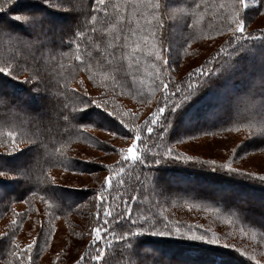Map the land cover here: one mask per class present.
Segmentation results:
<instances>
[{"label":"trees","instance_id":"1","mask_svg":"<svg viewBox=\"0 0 264 264\" xmlns=\"http://www.w3.org/2000/svg\"><path fill=\"white\" fill-rule=\"evenodd\" d=\"M123 2L105 0L108 8L102 10L97 0H78L73 11L57 10L44 0H17L0 12V26L12 34L31 36L27 22L14 18L16 13L23 12L38 16L46 27L55 29L63 37V43L57 41L55 47L39 52L15 47L7 38L0 42V67L19 65L18 71L11 75L0 72V97L7 101V105H0V169L10 173L0 176V264H39L51 248L58 222L74 224L75 218L87 221L88 241L79 255L86 257L83 264H129L127 245L119 239L127 230V223L121 228L110 221L106 227L111 228V232L104 235L102 231L103 238L92 245V229L101 226L106 219L101 217V224H97L101 204L97 195L103 196L104 206L109 210L113 205L127 208L133 220L139 215H154L171 224L173 231L180 228L184 235L143 232L128 238L134 252L151 253L156 264H264V181L227 170L226 173L220 169L210 171L207 166L204 171L190 161L174 160L176 154L187 155L182 145L191 141L189 136L195 140L239 134L241 139L230 152V156L233 150L237 153L233 164L244 161L250 154H264L261 150L264 148V134H261L264 108L253 109L264 98V86L258 85V90L252 86L236 90L237 94L249 98L250 106L237 105L235 110L231 109L235 103L231 97L237 94L227 91L229 87L235 90L241 86L247 76L254 83L264 78V61L258 63V67L244 62L249 53L264 46V26L253 25L255 20L264 18V0H256V5L248 9L244 0L239 6L238 0H127L121 9L125 19L118 20L112 5ZM133 2L138 5L136 9L132 7ZM157 2L161 5L158 11L143 6ZM222 4L225 7L221 8ZM4 7L0 0V11ZM237 12L247 25L245 36L253 39L234 45L232 51L228 43L231 36L228 24ZM69 13L72 20L60 30L58 22H64ZM173 29L179 33L176 42ZM80 32L83 36L78 35ZM113 34L121 37L117 51L109 47L115 43ZM125 36L133 47L137 42L141 44L135 56L123 58L131 51L124 45ZM203 41L214 42L216 46L200 64L180 75L187 52ZM220 48L225 52L219 53ZM157 52L164 59L157 57ZM113 55L116 60L112 59ZM177 56L179 60L174 63ZM222 59H231L228 70L216 73ZM37 67L43 76L40 87L37 82L24 80ZM225 78L230 79L226 86ZM204 80L207 82L201 85ZM188 83H193L198 91L175 111L168 110L166 97L171 95L179 101L177 89L183 91ZM165 85H168L167 91ZM2 86L14 94L3 91ZM225 89L226 105L211 99ZM259 90L263 92L260 94ZM21 93L25 97L20 96ZM44 93L48 95L47 100L39 107L36 102ZM252 93L258 95L251 97ZM90 100L106 102L110 112L115 109L120 114L119 120L103 107L87 103ZM158 108H165V112L159 114L156 124L152 125L150 118ZM197 108L205 114L195 118L192 114ZM43 110L46 111L42 114ZM209 113L214 114L215 123L206 119ZM169 114L171 125L166 121ZM191 120L195 121L190 129L180 128L182 121L190 124ZM147 127H153L154 131L149 133ZM133 128L140 135L136 144L140 159L120 163L124 156L119 149L132 145L136 132L131 134L128 130ZM162 129L168 131L159 135ZM10 131L16 133L14 139L20 148L14 152L7 136ZM99 133L108 137L102 138ZM116 140L121 141L122 147L113 142ZM181 140L182 143L178 142ZM5 144L8 152L3 150ZM78 147L98 151L102 160L80 156ZM169 149L174 152L170 156L163 155ZM103 156H110V161L103 160ZM153 156L160 162L155 163ZM56 170L80 176L99 172L102 179L92 187L76 188L56 182L53 174ZM23 173H28V177ZM109 176L112 183L106 184L105 178ZM168 176L172 181L180 176L218 187L223 186V182L226 187L231 186L233 191L247 196L248 190L240 187L246 181L251 187L248 196L259 199L260 203L252 201L254 205L251 202L242 205L244 200L236 193H219L206 185L198 189L182 188L169 182ZM32 220L38 225L37 232L31 241L24 242L21 233ZM191 235H207L209 239L218 236L221 242L214 244L190 238ZM33 241V248L26 250V245ZM225 244L233 247L223 246ZM240 245L247 247L245 252L240 251ZM98 253L100 260L95 259Z\"/></svg>","mask_w":264,"mask_h":264},{"label":"snow or ice","instance_id":"2","mask_svg":"<svg viewBox=\"0 0 264 264\" xmlns=\"http://www.w3.org/2000/svg\"><path fill=\"white\" fill-rule=\"evenodd\" d=\"M16 2L17 0H3L5 7L0 12L7 10L10 6L14 5ZM77 2L78 0H44V3L49 4L52 7L61 8V9H70L73 11H75V8L77 7ZM97 2L102 6V10H106L108 8V4L105 3V0H97ZM126 2L127 0H124L123 3H115L112 5L118 20L125 19V16L121 14V9L125 6ZM242 3H243V0H238L237 6L242 5ZM143 6L146 8H151L153 11H158L161 8V5L158 2L155 4H145ZM132 7L133 9H136L138 5L135 2H133ZM220 7L223 8L225 7V5L222 4L220 5ZM14 18L19 21H24V22L29 23L31 36L24 37V36L12 34L5 27L0 26V42L4 41V39L7 38L9 42H11L15 47H18L23 50H35L38 52L49 46L55 47L57 45V41H59L60 43H63V37H61L60 34L55 29L46 27L43 20L39 18L38 16H31L23 12H18L15 14ZM95 19L96 17H93V20ZM162 20H163V17L161 16L160 21ZM160 26L163 27L162 22ZM246 27L247 25L245 21L240 17V14L238 12L234 13L233 19L228 24V31L231 33L228 43L230 46H232V51H234V45L239 46L241 42L246 41L247 39H253V37H251L250 35L247 37L245 36ZM78 35L83 36V32L78 33ZM113 40L115 41V43L109 44V47H112L114 51H117L120 49L121 37L119 35L113 34ZM124 45L131 48V51L127 53L123 58H129L131 56H135L137 53V50L141 48V44L138 42L135 43L134 47L128 44V36L124 37ZM77 47L79 46L77 45ZM224 52H225L224 48L219 49V53H224ZM156 55L160 59H164V57L162 56L160 52H157ZM33 58L36 59L35 57ZM76 59L80 60V56H77ZM112 59L116 60V56L113 55ZM230 62H231V59H222L221 61H219L217 64L216 73L226 72L228 70V66ZM165 63H168V61L165 60ZM37 64H39L38 60H37ZM18 68H19V65L6 64V66L0 67V72H4V73L11 75L14 72H17ZM88 71L89 72L91 71L90 67L88 68ZM196 71L199 73L200 69H196ZM24 80L37 82L38 87H40V85L43 82V76L41 75L39 67H37L34 72L26 76ZM206 82H207L206 80L202 81L201 85L205 84ZM257 85L264 86V79L257 81L253 85V88H255ZM164 87H165V90L167 91L168 85H165ZM198 89L199 88L194 87L193 83H188L184 87L183 91H181L180 89H177V93L180 96L179 101L174 100L171 95L166 97V102H168V110L175 111V109L180 107L183 102L189 100L195 94V92L198 91ZM81 103L84 104V107L87 106L83 97H81ZM87 103L98 105L100 107H103L106 111H109L108 105L106 102L98 103L96 100H90V101H87ZM0 105H7V101L5 98L0 97ZM164 112H165V108H158L157 112L152 113V117L150 118L149 123L152 125H155L157 122L156 117L159 114L164 113ZM110 113L119 120L120 114L117 113L115 109H113ZM69 115L71 116V118L73 117L71 113ZM123 115L127 116L128 113H124ZM65 119H68V117H66ZM166 121L167 123L171 125V114H169ZM120 123L125 128H128V125L125 124L123 120H120ZM128 131L131 134L135 131L136 136L133 139L131 146H129L127 149H124V148L119 149L120 153L124 156V159L120 163H124L128 161L129 159L137 160V161L140 159L136 151L137 141L140 140L139 131H137L134 128L129 129ZM147 131L149 133H152L154 131V128L147 127ZM165 131H168V129H162L159 135H163ZM261 134H264V132H261ZM112 135L115 136L116 132H112ZM7 136L11 140V150L14 152L20 149L16 145V142L14 139V137L16 136V133L10 131L7 133ZM188 138L190 140L194 139V137L192 136H189ZM178 142L182 143V140ZM3 150L4 152L9 151L7 144H5ZM261 150L264 151V148H262ZM172 152H174V149H169L163 155L170 156ZM233 152L234 154L228 157L227 162L221 163V164H218L215 159L200 160L198 157H195V156L180 155V154H176L174 157V160L182 161L185 163L189 161H194L198 164L206 165L213 170H216V169L227 170L229 172L237 173L240 175H245L248 177L259 179L260 181H264V175H257L254 172H244V171H241L239 167H233V160L235 159L237 155V153H235V150H233ZM125 153L127 154L124 155ZM152 159L155 160V163L160 162V160L156 159L155 156H153ZM120 171L123 172L124 169L121 168ZM9 174L10 173L7 170L0 169V176H9ZM23 174L28 177V173H23ZM112 175L114 176L116 175V173H112ZM105 183L111 184L112 177L111 176L106 177ZM96 199L100 200L101 202L100 208L97 211V224H101V217H106V219H104L103 224L101 226L92 229V234L94 236V239L92 240V245H96L103 238L102 231L104 235H107L109 232H111V228L106 227V225L110 221H114L115 222L114 226H119L121 228H123L124 224L127 223L128 224L127 230L123 232L122 234H120L119 239L122 242H125L127 245L126 250L129 253V264H156V260H155V257L147 251H142L139 254L134 252L131 248V241L128 238L133 237L143 232H150V233L158 234V235H176V236L184 235L183 233H181L180 228L177 227L173 231V226L171 224L162 222L160 219L156 218L154 215H147V216L139 215L137 216L136 220H133L132 214L129 213V210L127 208H121L119 205H113L112 209L109 210V208L104 206L103 196L97 195ZM133 229H135L136 231H133ZM189 237L198 239V240L209 241L214 244H220L221 242L220 237L218 236H214L211 239H209L207 235H198V236L191 235ZM33 244H35V241H33L32 244L26 245V250H31L33 248ZM223 246L233 247L232 244H225ZM85 259L86 257L80 256L75 260V264H83V261ZM95 259L96 260L101 259V256L99 255V253L95 257Z\"/></svg>","mask_w":264,"mask_h":264},{"label":"rangeland","instance_id":"3","mask_svg":"<svg viewBox=\"0 0 264 264\" xmlns=\"http://www.w3.org/2000/svg\"><path fill=\"white\" fill-rule=\"evenodd\" d=\"M256 0H244V5L245 7L251 8L253 6L256 5ZM59 8H57L58 10ZM64 10V9H61ZM45 18V17H44ZM171 19L172 22V18L169 17ZM46 20V19H45ZM72 20V15L69 13V15L67 16L66 20L64 22L59 21L58 22V28L60 30L64 29L65 27L68 26V23ZM174 21V20H173ZM253 25L255 26H264V18H260L258 20H255L253 22ZM26 26L28 29H30V25H28L26 23ZM172 34H173V41L176 42L177 38L179 39V33L175 32V29L172 30ZM177 36V37H176ZM216 46V43L214 42H201L199 44H196L194 46H192L190 48V50L187 52V57L185 59H187V61L184 63L179 64L178 67L180 66V75L184 74V72L194 66H197L198 64H200L202 62V60L208 55V53ZM175 53H177V51H175ZM179 56H177L174 59V63L177 62L179 60L178 58ZM264 46L262 48L258 47V49L253 50L251 53L248 54V56L245 59V63L248 64H252L255 63L256 66L258 65V63L261 64V62L264 61ZM178 58V59H177ZM184 59V60H185ZM183 60V61H184ZM242 65V64H241ZM237 66V69H239V67L241 66ZM252 68H249V71L251 72V69H253V65L251 66ZM258 67V66H257ZM233 75V74H232ZM232 77V76H231ZM250 76L246 77V80L242 83L241 86L235 87V90L232 89V87H229L227 89V91H231L233 93H236L237 91H240L242 89V87L244 86H252L255 84L254 81L251 79L250 81ZM255 78L257 77L256 75L254 76ZM253 78V77H252ZM264 79V78H263ZM248 81H250L248 83ZM82 83L86 86L87 83L82 80ZM230 84V79H226L225 78V85ZM258 86V85H257ZM255 87V89L258 87ZM1 87V86H0ZM225 88V87H224ZM1 89V88H0ZM3 91L7 90L8 92H11V90H9L8 87L2 86ZM1 91V90H0ZM260 94L263 92L262 90H259ZM0 94H2L0 92ZM11 94H14V91L11 92ZM237 94V93H236ZM234 95V94H233ZM258 94H254L252 93V96H255ZM20 96L25 97L24 94H20ZM217 96V97H216ZM215 96V94L213 95V97H211V99L215 102H225L224 105H226V100H228L227 96H226V89L222 90L219 94H217ZM48 95H46L45 93L37 100V104H39V107H43L44 103L47 100ZM232 99H234V102L231 106V109L235 110L237 109V105H244V106H250V103L248 102L247 97H244L240 94H237L235 96L231 97ZM230 101V100H229ZM260 108H264V98L262 99V101H260L259 103H257V105L253 106V109L255 110H259ZM45 109V107H44ZM46 111V110H45ZM45 111L43 110L41 113H45ZM214 111V109L212 110ZM205 114V111L201 113L200 109H196V111H194V113L192 114L195 118H198L199 115H203ZM223 115V114H222ZM220 117H223V116ZM214 114L209 113L207 115L206 119H210L208 122L209 123H215L216 119H213ZM93 119L96 117L95 116H91ZM201 118V116H200ZM194 121L195 120H191L190 124L186 123L185 121H182L180 124V128L183 130H188L190 129L193 125H194ZM101 135V137H108V134H104V133H99ZM239 134H228L225 137H221V138H212V137H205V138H198L195 140H191V141H187L186 143H184L182 145L183 150L186 152L187 155H191V156H195L198 157L200 160H212L215 159L217 161L218 164L221 163H225L228 159V157L230 156V152L231 150L236 146V144L238 143L237 141L241 139L240 136H238ZM116 142L120 147H122L121 141L120 140H116L113 141ZM78 154L80 156H90L92 158H95L96 160H102V156L100 155V153L98 151L95 150H91L88 149L86 147H78ZM112 159H114V157H112ZM103 160H109L110 161V156H103ZM193 165H198L202 168V170H204L203 168H205L204 166L206 165H202V164H198L194 161H190ZM203 166V167H202ZM233 167H239L241 169V171L244 172H254L257 175H259L260 173L264 172V154H260V153H254V154H250L244 161L242 160L241 162H239L238 164H233ZM207 170L210 171H215L211 168H209L208 166L206 167ZM218 170V169H216ZM205 171V170H204ZM226 173V170H223ZM54 177L56 182L60 183V184H64V185H68V186H73V187H92L94 185H96L98 182L101 181L102 176L101 173L97 172L94 174H86V175H77V174H71V173H66L63 171H59L56 170L53 172ZM189 178H191L190 176H188ZM207 177V175L205 176ZM225 177V176H224ZM247 177V176H245ZM175 181H172L170 176H168V181L171 182L173 185H179L182 188H187V187H194L197 188L198 187H203L204 185L206 186H211L213 188H216L217 191L219 193L223 192L227 195H229L230 193H236L237 197H241L242 200H244V202H241L242 205H245L248 203V205H250L253 202H258L259 199L257 200V198L254 197H250L248 196L250 194L249 190H250V185H248L245 182H243L244 185H240V187H242L243 189H246L248 191L247 192V196H245V194H243L242 192H235V190L233 191V187L229 186L226 187V184L222 182L223 186L221 185L220 187L218 186H214L209 184V182H202V180L200 181H194V180H190L188 178L186 179H181L180 176H176ZM244 180V179H243ZM231 187V188H230ZM236 187V186H234ZM2 196V193L0 194ZM251 202V203H250ZM260 203V202H258ZM255 203H252V205H254ZM76 220L74 221V224L71 223H67L66 221H59L58 225H57V229L56 232L54 233V238L51 244V248L50 250H48V252L46 253V255L40 260L39 264H72L80 255V253L82 252L84 246L86 245L87 241H88V237L86 236L87 231H86V227H87V221L85 219H81V218H75ZM38 229V225H34L33 224V220L32 221H28L23 232L21 233V237L24 240V242L27 241H31L32 238L34 237V235L36 234ZM240 251L243 253L245 252L244 248H247L245 246L240 245ZM185 252H182V254H184ZM191 261V260H190ZM210 264H214L212 262H210Z\"/></svg>","mask_w":264,"mask_h":264}]
</instances>
